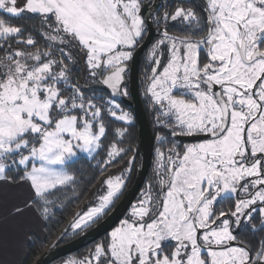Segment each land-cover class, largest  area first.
Segmentation results:
<instances>
[{
    "label": "snow or ice",
    "instance_id": "6c2138e0",
    "mask_svg": "<svg viewBox=\"0 0 264 264\" xmlns=\"http://www.w3.org/2000/svg\"><path fill=\"white\" fill-rule=\"evenodd\" d=\"M145 0H0V183L29 189L0 195V246L32 213L47 220L57 193L77 178L79 152L101 175L133 151L115 96L127 97L128 62L149 31ZM10 19L33 20L28 26ZM145 95L173 138L156 149V184L105 241L69 264H264V0H184L155 17ZM169 24L180 25L178 32ZM103 86L108 98L97 94ZM161 144L167 138L157 137ZM106 175V191L75 213L61 236L84 232L113 207L131 172Z\"/></svg>",
    "mask_w": 264,
    "mask_h": 264
},
{
    "label": "trees",
    "instance_id": "16d2710c",
    "mask_svg": "<svg viewBox=\"0 0 264 264\" xmlns=\"http://www.w3.org/2000/svg\"><path fill=\"white\" fill-rule=\"evenodd\" d=\"M0 18L8 19L6 16H0ZM10 23L13 25H23L28 26L35 23L33 20H22V19H10ZM97 94L104 95L108 98L106 90H103V86L97 85ZM119 103V102H118ZM120 104V103H119ZM121 105V104H120ZM122 108L127 109L123 105ZM106 123L109 124V133L107 138L104 140V145L110 144L113 137V129L116 127H127V134L121 139V146L125 148H131L133 151H129L127 154L118 158V163L114 166L109 167L108 171L104 176L101 175V169L98 167V161H102L106 155V147L98 150L99 154H95V158L87 157L84 155H79L74 161L69 165V170L73 172L77 178L75 188L69 187L62 192L57 193L56 196L52 197L55 200V206L52 208V215L49 216L47 220H44V231L45 239L43 241L32 237L30 239L27 256L22 264H33L35 260L47 251L51 246H59L68 241L72 240L74 237L81 233H76L71 235L68 234L61 236L63 230L69 227L70 221L76 212L81 210H86L87 207L92 206L97 201V197L103 195L106 191V186L103 184V179L106 175H119L121 171L127 167V161L131 156H135V160L132 165L131 172L128 174L126 180V188L131 184L135 175V163L139 156L137 153V127L133 121L130 125L118 124L114 120L106 117ZM137 173V172H136ZM107 236L102 237L97 242L87 246L86 248L80 250L79 252L71 256H81L86 255V253L91 249L96 243L101 242ZM66 259V258H64ZM64 259L58 260L55 264L63 261Z\"/></svg>",
    "mask_w": 264,
    "mask_h": 264
},
{
    "label": "water",
    "instance_id": "95a60500",
    "mask_svg": "<svg viewBox=\"0 0 264 264\" xmlns=\"http://www.w3.org/2000/svg\"><path fill=\"white\" fill-rule=\"evenodd\" d=\"M159 2L160 0H154L153 5L150 8L146 7L144 9V15L150 18L158 7ZM149 25L150 27L147 38L135 50L133 58L130 61L129 90L131 101H127L119 95L114 97V99L121 105L132 110L137 127V153L140 166L137 170L135 179L131 187L121 196L114 208L103 219L67 243L59 246H51L47 251L41 254L33 264H53L58 260L77 253L107 235L125 216L144 183L152 158L153 137L150 131L147 115L140 101L137 75L140 57L150 45V42L154 37V29L150 21Z\"/></svg>",
    "mask_w": 264,
    "mask_h": 264
},
{
    "label": "flooded vegetation",
    "instance_id": "af4514ba",
    "mask_svg": "<svg viewBox=\"0 0 264 264\" xmlns=\"http://www.w3.org/2000/svg\"><path fill=\"white\" fill-rule=\"evenodd\" d=\"M153 2L154 0H145V4L148 6L147 8H150L152 5H153ZM189 2H193V3H199L200 0H184V6H188ZM181 3V0H160L159 4H158V7L156 8L155 12L150 16L149 18V21L151 22L152 24V27L154 29V37L152 39V41L150 42V45L147 47V49L143 52V54L141 55L140 57V60H139V66H138V75H137V83H138V91H139V96H140V101L142 103V106H143V109L145 110V113L147 115V118H148V122H149V127H150V131H151V134H152V137H153V150H152V158H151V162H150V167L148 169V172H147V175H146V178L144 180V183L138 193V195L135 197L133 203L131 204V206L133 204H135L138 199L140 198L141 196V192L143 190H145L147 188V186L149 184H153L155 186L156 184V176H155V171H156V149L157 148H162L164 150H166L168 147H170V142L173 141V139L175 140L176 143H178L181 147L184 145V144H189V143H195L198 141V137H188V136H179V137H176V138H173L171 137L170 135V130L167 129V128H164L162 127L161 125H159L157 123V120H156V110L154 108V106L151 104L150 100H149V97L145 95V87H146V84H145V75L147 74V70L149 69V65H150V61L148 59V53H149V49L151 47V45L157 40L160 38V30L158 29V26L157 24L155 23V17L156 16H162L163 13L167 10V11H172L174 10V8L177 6V4ZM180 28V25H172V24H169V31L170 32H174L176 34H180L178 32V29ZM148 35V33H147ZM147 35L145 37V39L147 38ZM145 39L143 41H141V44L145 41ZM140 44V45H141ZM139 45V46H140ZM137 46V48L139 47ZM136 48V49H137ZM129 66H130V61L128 62V71L126 73V76H125V84L124 86L127 88L128 92H129V95L127 97H123L125 98L127 101H131V96H130V90H129ZM127 108V107H126ZM127 110L131 111L132 113V110L130 108H127ZM133 114V113H132ZM134 117V116H133ZM135 122V121H134ZM160 136H163V137H166L167 138V141L168 143H164V144H161L160 140L157 139V137H160ZM140 164H138V158L136 160V163H135V175H134V178H133V181L135 179V176H136V172L139 168ZM133 181L131 182V184L126 188V184L121 192V194L119 195V198L115 201V204L113 205L112 209L114 208V206L116 205V203L119 201V199L121 198V196L131 187ZM131 206L129 207V209L127 210L125 216L122 218H126L129 213H130V210H131ZM111 209V210H112ZM110 210V211H111ZM109 211V212H110ZM108 212V213H109ZM107 213V214H108ZM106 214V215H107ZM105 215V216H106ZM104 216V217H105ZM103 217V218H104ZM102 218V219H103ZM99 222V221H98ZM97 222V223H98ZM94 226V225H93ZM119 226V223L115 226L117 227ZM114 227V228H115ZM91 228V227H90ZM89 229V228H88ZM87 229V230H88ZM83 233V232H82ZM81 233V234H82ZM80 235V234H79ZM77 235V236H79ZM108 235V234H107ZM105 235V236H107ZM248 239L253 243V244H256L258 239L261 237V236H264V234H256V235H251V234H245ZM76 236V237H77ZM104 237V236H103ZM75 238V237H74ZM73 238V239H74ZM97 242V241H96ZM79 252V251H78ZM87 255H83V256H78V258L80 259H84ZM67 258V257H66ZM64 259V258H63ZM65 260V259H64ZM63 260V261H64ZM59 262L58 264H62V262ZM57 262V261H56ZM56 262H54L53 264H55Z\"/></svg>",
    "mask_w": 264,
    "mask_h": 264
},
{
    "label": "crops",
    "instance_id": "0c3cea01",
    "mask_svg": "<svg viewBox=\"0 0 264 264\" xmlns=\"http://www.w3.org/2000/svg\"><path fill=\"white\" fill-rule=\"evenodd\" d=\"M82 154L84 153L78 150L77 157ZM0 195H3L9 202H18L29 195V189L26 186L16 188L0 183ZM32 237L41 241L45 239L44 220L29 213L23 219L19 230L10 231L5 243L0 246V264H22L27 256V248Z\"/></svg>",
    "mask_w": 264,
    "mask_h": 264
},
{
    "label": "rangeland",
    "instance_id": "374dc122",
    "mask_svg": "<svg viewBox=\"0 0 264 264\" xmlns=\"http://www.w3.org/2000/svg\"><path fill=\"white\" fill-rule=\"evenodd\" d=\"M108 118H110V117H108ZM111 120H113L112 118H110ZM115 121V120H114ZM115 122H117L118 124H123V123H120L119 121H115ZM82 155H84V156H87V157H89L86 153H84V154H82ZM95 155V154H94ZM90 158V157H89ZM128 174L129 173H127L126 174V176L128 177ZM127 180V179H126ZM97 202V201H96ZM95 202V203H96ZM85 232V231H84ZM69 233L71 234V235H74V234H76V233H72V231H71V229L69 228ZM77 233H82V232H77ZM107 239V237L104 239V240H102V241H105ZM95 246V245H94ZM93 246V247H94ZM92 247V248H93ZM91 248V249H92ZM90 250V249H89ZM88 253H89V251L86 253V255H88ZM81 256H83V255H81ZM80 260H82V259H80V258H78V256H69V257H67L63 262H62V264H69V262H71V261H80Z\"/></svg>",
    "mask_w": 264,
    "mask_h": 264
},
{
    "label": "built area",
    "instance_id": "2783aa9c",
    "mask_svg": "<svg viewBox=\"0 0 264 264\" xmlns=\"http://www.w3.org/2000/svg\"><path fill=\"white\" fill-rule=\"evenodd\" d=\"M116 102H117V101H116ZM117 103H118V102H117ZM121 108H122V107H121ZM123 110L126 111V112H128V113H130V115L132 116V122H133V121H134V117H133V114L131 113V111H129V110H127V109H124V108H123ZM110 118H111V117H110ZM119 122H120V123H123V125H130V124L132 123V122H131L130 124H124V122H121V121H119Z\"/></svg>",
    "mask_w": 264,
    "mask_h": 264
}]
</instances>
